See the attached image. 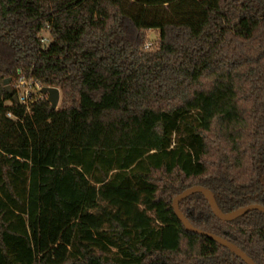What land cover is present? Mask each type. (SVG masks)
Listing matches in <instances>:
<instances>
[{"label": "trees", "instance_id": "obj_1", "mask_svg": "<svg viewBox=\"0 0 264 264\" xmlns=\"http://www.w3.org/2000/svg\"><path fill=\"white\" fill-rule=\"evenodd\" d=\"M192 186L264 207V0H0V264H244ZM179 209L264 264L262 213Z\"/></svg>", "mask_w": 264, "mask_h": 264}, {"label": "water", "instance_id": "obj_2", "mask_svg": "<svg viewBox=\"0 0 264 264\" xmlns=\"http://www.w3.org/2000/svg\"><path fill=\"white\" fill-rule=\"evenodd\" d=\"M11 83V78H6L3 81V86L5 89V92L11 96L12 101L14 103H18L16 95L13 94V91L10 87ZM41 94L46 96V100L49 103L51 109H56L59 99H60V91L57 88L53 87H43L40 90ZM199 193L201 194L204 199L207 201L208 206L212 212V214L219 219L220 221L223 222H228L233 219H236L240 217L243 214H246L251 211H258L264 215V207L260 205H248L239 209H236L232 212L229 213H221L214 202L213 196L211 192L201 186H192L178 195H176L173 200H172V210L174 215L177 217L179 222L182 224L184 229L190 233L196 234V235H201L205 238H208L215 243L219 244L220 246L224 247L227 249L231 254L236 256L238 259H240L244 264H256L250 257H248L240 248H238L236 245L232 244L231 242L227 241L226 239L219 237L217 235H214L212 233L204 232L200 229H197L193 227L189 221L185 218V216L182 214V212L179 209V203L188 198L189 196Z\"/></svg>", "mask_w": 264, "mask_h": 264}, {"label": "built area", "instance_id": "obj_3", "mask_svg": "<svg viewBox=\"0 0 264 264\" xmlns=\"http://www.w3.org/2000/svg\"><path fill=\"white\" fill-rule=\"evenodd\" d=\"M14 83L15 86L12 89L13 94L16 95L18 103L24 106L26 111L29 112L32 104L42 99L40 92L42 87L33 78H25L20 72L14 80Z\"/></svg>", "mask_w": 264, "mask_h": 264}, {"label": "rangeland", "instance_id": "obj_4", "mask_svg": "<svg viewBox=\"0 0 264 264\" xmlns=\"http://www.w3.org/2000/svg\"><path fill=\"white\" fill-rule=\"evenodd\" d=\"M147 37H148V40L144 46L145 50L154 48L157 44V41H158L157 32H154V31L148 32ZM14 86H15L14 81H11V83H10L11 89H13ZM44 97L46 98V96H44ZM60 104H61V93H60V99H59L57 107H60Z\"/></svg>", "mask_w": 264, "mask_h": 264}]
</instances>
